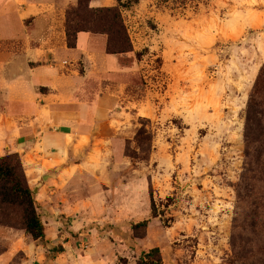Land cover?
Wrapping results in <instances>:
<instances>
[{"label":"rangeland","instance_id":"rangeland-1","mask_svg":"<svg viewBox=\"0 0 264 264\" xmlns=\"http://www.w3.org/2000/svg\"><path fill=\"white\" fill-rule=\"evenodd\" d=\"M49 1L65 23L78 5ZM121 11L135 52L102 57L101 68L80 54L78 65L93 70L87 98L99 97L102 118L83 150L102 165L86 180L89 207L40 213L44 243L19 225L0 226V264H138L154 246L161 264H264V232L245 229L250 210L237 187L247 104L264 64V0H139ZM105 42L93 34L90 47L106 54Z\"/></svg>","mask_w":264,"mask_h":264},{"label":"crops","instance_id":"crops-1","mask_svg":"<svg viewBox=\"0 0 264 264\" xmlns=\"http://www.w3.org/2000/svg\"><path fill=\"white\" fill-rule=\"evenodd\" d=\"M91 38L80 33L70 48L65 17L49 0H0V155L21 153L33 189L56 172L36 197L48 217L85 211L88 174L102 166L83 151L96 143L90 130L102 118L99 97L87 98L93 70L78 65L80 54L96 68L116 55L94 52Z\"/></svg>","mask_w":264,"mask_h":264},{"label":"trees","instance_id":"trees-1","mask_svg":"<svg viewBox=\"0 0 264 264\" xmlns=\"http://www.w3.org/2000/svg\"><path fill=\"white\" fill-rule=\"evenodd\" d=\"M92 0H78V5L67 12L65 23L67 43L70 48L78 45L80 33L106 35L105 52L120 55L124 58L128 53L135 52L127 26L123 20L121 8H130L139 0H128L112 7H90ZM142 52H136L142 57ZM145 128H140L136 139L140 142L143 155L146 151L141 145ZM245 167L241 180L237 184L240 197L247 203L250 212L246 215L245 229L251 234L264 232V64L255 81L247 104L245 123ZM244 192V194L242 193ZM242 194V196H241ZM37 194L31 187L21 155L18 152L7 153L0 157V226L17 227L35 241L46 240V229L39 213ZM251 213V214H250ZM160 212L152 200L151 217H158ZM149 219L140 224L147 225ZM243 232L244 229H243ZM7 247L0 250V255ZM62 251L63 247L54 248ZM244 250L239 255L243 254ZM14 261V260H13ZM13 263V262H12ZM11 263V264H12ZM161 249L157 246L143 250L138 264H161Z\"/></svg>","mask_w":264,"mask_h":264},{"label":"water","instance_id":"water-1","mask_svg":"<svg viewBox=\"0 0 264 264\" xmlns=\"http://www.w3.org/2000/svg\"><path fill=\"white\" fill-rule=\"evenodd\" d=\"M54 175H55L54 172H51V173L46 174V175L44 176L43 180H42L40 183L37 184V186H36L35 189L38 191V187H40V185L43 184V181L49 179L50 177H53ZM35 189H34V190H35ZM36 190H35V191H36Z\"/></svg>","mask_w":264,"mask_h":264}]
</instances>
